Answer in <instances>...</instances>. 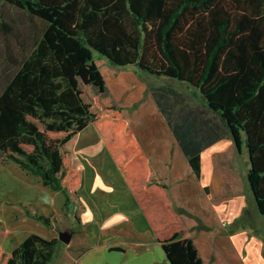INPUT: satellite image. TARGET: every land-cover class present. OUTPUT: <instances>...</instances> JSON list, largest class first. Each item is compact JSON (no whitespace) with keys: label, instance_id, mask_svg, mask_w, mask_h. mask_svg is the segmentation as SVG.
Wrapping results in <instances>:
<instances>
[{"label":"trees","instance_id":"trees-1","mask_svg":"<svg viewBox=\"0 0 264 264\" xmlns=\"http://www.w3.org/2000/svg\"><path fill=\"white\" fill-rule=\"evenodd\" d=\"M7 1L41 25L12 60L0 91V155L61 190L75 219L85 210L82 173L72 166L67 141L91 124L170 264H204L112 102L93 49L112 65L133 64L194 87L214 118L188 108L176 88L151 90L197 175L206 146L226 135L238 150L246 145L247 179L264 214V0ZM0 26L11 28L2 20ZM231 194L223 188L217 198ZM58 242L31 233L12 252L0 250V264H48Z\"/></svg>","mask_w":264,"mask_h":264},{"label":"crops","instance_id":"crops-1","mask_svg":"<svg viewBox=\"0 0 264 264\" xmlns=\"http://www.w3.org/2000/svg\"><path fill=\"white\" fill-rule=\"evenodd\" d=\"M95 62L112 102L121 110L151 172L164 185L165 197L177 211L180 226L192 239L203 263L264 264V214L258 210L247 179L251 164L246 145L238 150L226 135L206 146L200 152L197 175L153 96L151 88L161 86L159 79L151 80L150 73L144 75L133 64L116 66L102 58ZM167 78L183 87L188 108L208 111L214 118L194 87ZM67 146L72 166L82 173L78 195L85 210L79 220H74L85 224L90 243L77 264H170L93 125L75 133ZM225 153L226 157L215 162L216 156ZM27 185L29 195L34 197L33 205H25L57 216L54 199L61 193L65 205L64 193L43 185L37 176L28 178ZM223 188L232 194L218 199ZM250 247L256 252L251 253ZM255 255L259 257L257 263Z\"/></svg>","mask_w":264,"mask_h":264},{"label":"rangeland","instance_id":"rangeland-1","mask_svg":"<svg viewBox=\"0 0 264 264\" xmlns=\"http://www.w3.org/2000/svg\"><path fill=\"white\" fill-rule=\"evenodd\" d=\"M1 20L11 28L6 30L0 26V91L8 80L9 71L14 68L12 60L21 52L22 45L31 46L35 31L41 25L38 19L30 17L7 0H0ZM92 55L95 61L102 58L110 64L106 57L94 49ZM143 72L144 75L149 74L146 71ZM149 75H152L151 80L159 79L160 85L166 84L178 91H183L182 86L171 83L167 76ZM26 173H28L27 176ZM33 177L35 176L32 173L23 170L12 160L6 159L4 154L0 155V250L12 252L25 236L31 233H37L47 239H59L60 232L68 231L71 232L70 241L64 243L59 239L54 257L48 264H77L82 253L90 248V243L86 239L85 224L74 220V207L62 204L63 197L60 196V192L54 199L59 211L57 216L51 217V214L46 215L34 206L31 208L25 205V202L32 204L34 196L29 195L27 183L28 178ZM39 215L46 218L47 222L38 219ZM262 218L264 219V216ZM260 237L262 238L261 235ZM252 251L256 252L255 248L250 247V252ZM253 259H256L257 263L259 257L255 255Z\"/></svg>","mask_w":264,"mask_h":264},{"label":"water","instance_id":"water-1","mask_svg":"<svg viewBox=\"0 0 264 264\" xmlns=\"http://www.w3.org/2000/svg\"><path fill=\"white\" fill-rule=\"evenodd\" d=\"M59 239L64 243H68L71 239V232L62 231L59 233Z\"/></svg>","mask_w":264,"mask_h":264}]
</instances>
